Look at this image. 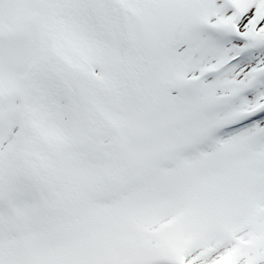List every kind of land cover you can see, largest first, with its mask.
Segmentation results:
<instances>
[{
    "label": "snow or ice",
    "instance_id": "obj_1",
    "mask_svg": "<svg viewBox=\"0 0 264 264\" xmlns=\"http://www.w3.org/2000/svg\"><path fill=\"white\" fill-rule=\"evenodd\" d=\"M0 264H264V0H0Z\"/></svg>",
    "mask_w": 264,
    "mask_h": 264
}]
</instances>
